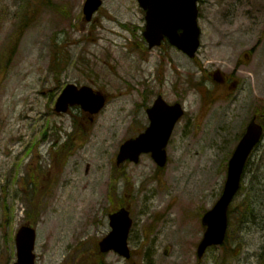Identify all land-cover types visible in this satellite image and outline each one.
<instances>
[{"label": "rangeland", "instance_id": "obj_1", "mask_svg": "<svg viewBox=\"0 0 264 264\" xmlns=\"http://www.w3.org/2000/svg\"><path fill=\"white\" fill-rule=\"evenodd\" d=\"M83 1L0 0V264L16 260L14 237L26 224L35 228V264H264V134L224 242L196 256L200 217L221 194L230 154L250 118H264V0L198 3L195 58L207 71H235L229 93L167 42L148 48L137 0H102L87 23ZM68 83L107 96L92 121L79 107L54 111ZM157 94L184 109L165 165L149 154L116 165ZM121 207L132 219L128 259L96 252Z\"/></svg>", "mask_w": 264, "mask_h": 264}, {"label": "water", "instance_id": "obj_2", "mask_svg": "<svg viewBox=\"0 0 264 264\" xmlns=\"http://www.w3.org/2000/svg\"><path fill=\"white\" fill-rule=\"evenodd\" d=\"M145 9V29L143 36L149 48L159 46L164 38L189 58H194L200 44L197 0H137ZM101 0H84L82 12L84 20L90 21L98 10ZM106 102V96L91 87L68 83L56 98L54 110L67 112L70 106L79 105L89 115L98 113ZM149 125L144 132L123 142L119 148L116 163L126 159L137 162L141 153L149 152L154 161L163 166L166 162L165 147L177 120L183 115L180 103L168 104L159 95L146 110ZM92 120V117H90ZM262 134V126L255 117L248 123L245 132L236 145L227 166V175L222 193L215 204L201 218L205 231L200 239L196 254L201 257L207 247L224 241L228 224V207L239 189L241 174L246 160ZM111 231L99 242V250H114L129 258L127 236L131 218L126 208L109 214ZM16 260L12 264H35V229L21 226L15 235Z\"/></svg>", "mask_w": 264, "mask_h": 264}, {"label": "flooded vegetation", "instance_id": "obj_3", "mask_svg": "<svg viewBox=\"0 0 264 264\" xmlns=\"http://www.w3.org/2000/svg\"><path fill=\"white\" fill-rule=\"evenodd\" d=\"M200 1H202V0H198V3H200ZM199 14H200V11H199ZM253 17L255 18V15ZM198 19H199V17H198ZM263 32H264V21H263ZM200 38H201V35H200ZM262 38L264 39V34L261 37V39ZM258 41H259V38H258ZM164 42H167V41L166 40H163L162 43H164ZM200 45H201V43H200ZM255 49H256V47H252L249 52L244 53V56L246 57V59H248V61L243 62L244 64H248L249 63L251 57H253V54L255 52ZM194 60L196 61L197 65H198L197 67H198V69L200 71V78L202 80H205V79H214L215 81L218 82L217 84H215V83L212 82L213 87H215L217 85L220 88V90L226 91V90H231L235 86L237 80L234 79V78H236V75H235V71L234 70L231 71L230 73H227V74L226 73H222L219 70H210V71H207L206 69H202L201 64L198 62L197 58H194ZM240 61H242V59H238V62H240ZM238 62L236 63V65L238 64V67H239L241 64H239ZM226 93H229V92L226 91ZM158 95H160V94H157V96ZM215 95H216V93H215ZM215 95H214V97H215ZM145 112H146V109H145ZM144 128L145 127H143V129ZM142 130H140V131H142Z\"/></svg>", "mask_w": 264, "mask_h": 264}, {"label": "trees", "instance_id": "obj_4", "mask_svg": "<svg viewBox=\"0 0 264 264\" xmlns=\"http://www.w3.org/2000/svg\"><path fill=\"white\" fill-rule=\"evenodd\" d=\"M108 17H109V16H108ZM21 30H22V29H21ZM257 118H258L259 122H261L262 124H264V121H263L264 118H262V119L260 120V118L258 117V115H257ZM95 250H96V249H95ZM95 250H94V251H95ZM96 252H98V250H96ZM98 254H100V253L98 252Z\"/></svg>", "mask_w": 264, "mask_h": 264}, {"label": "bare ground", "instance_id": "obj_5", "mask_svg": "<svg viewBox=\"0 0 264 264\" xmlns=\"http://www.w3.org/2000/svg\"><path fill=\"white\" fill-rule=\"evenodd\" d=\"M110 20H114V17L112 15H109L108 17Z\"/></svg>", "mask_w": 264, "mask_h": 264}]
</instances>
